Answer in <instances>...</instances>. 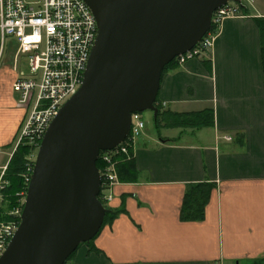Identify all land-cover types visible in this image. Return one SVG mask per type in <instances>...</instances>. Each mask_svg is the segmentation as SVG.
Segmentation results:
<instances>
[{"label": "crops", "instance_id": "0c3cea01", "mask_svg": "<svg viewBox=\"0 0 264 264\" xmlns=\"http://www.w3.org/2000/svg\"><path fill=\"white\" fill-rule=\"evenodd\" d=\"M244 2V1H243ZM6 44V42H5ZM0 41V153L26 116L13 83L20 59ZM11 47V46H10ZM160 125L133 144L135 182H118L115 211L67 264H253L264 255V0L224 21L214 48L163 74ZM208 110L213 122L204 123ZM4 166V165H0ZM194 186L203 219H184Z\"/></svg>", "mask_w": 264, "mask_h": 264}, {"label": "water", "instance_id": "95a60500", "mask_svg": "<svg viewBox=\"0 0 264 264\" xmlns=\"http://www.w3.org/2000/svg\"><path fill=\"white\" fill-rule=\"evenodd\" d=\"M99 35L79 90L50 124L35 162L21 224L0 264H67L101 231L100 153L129 136L132 116L157 105L163 72L242 0H84Z\"/></svg>", "mask_w": 264, "mask_h": 264}, {"label": "built area", "instance_id": "2783aa9c", "mask_svg": "<svg viewBox=\"0 0 264 264\" xmlns=\"http://www.w3.org/2000/svg\"><path fill=\"white\" fill-rule=\"evenodd\" d=\"M241 10V5L233 1L216 10L210 31L191 51L176 58L179 65L211 51L224 21L241 16ZM98 35L97 19L84 0H0L1 44H5L7 38H12L16 43V63L22 56L28 60L27 71L18 69L13 89L26 109L17 145L22 144L30 149L23 174L26 190L17 194L21 196L19 205L9 213L11 218H16L7 222L0 220V258L21 224L44 136L60 109L81 87ZM145 128L142 113L133 114L127 139L117 148L100 153L99 159L106 164L105 170H100L102 183L99 198L104 204L108 203L106 193H110L119 182L115 158L128 154ZM6 171L7 166L0 167V190L7 184ZM109 199L111 201L112 197Z\"/></svg>", "mask_w": 264, "mask_h": 264}, {"label": "trees", "instance_id": "16d2710c", "mask_svg": "<svg viewBox=\"0 0 264 264\" xmlns=\"http://www.w3.org/2000/svg\"><path fill=\"white\" fill-rule=\"evenodd\" d=\"M241 9L244 10V5L241 6ZM171 66H179L178 60L175 59L169 65H167L163 74ZM161 114L162 113L159 109V114L157 117H155L158 126L160 125L159 117ZM203 121L204 123L202 125H209L213 122V112L211 110H208V113H206ZM29 154V147L24 145L20 146L19 149L12 156L10 164L8 165L5 178L9 181V184L1 190V193L4 195L5 198L2 206L0 207V209L2 210V215L0 214V217L3 220H9L11 218L9 214L5 213L19 205L20 196H18L17 194L26 190L25 179L23 174L26 171L27 157ZM115 162L118 180L120 182H135L138 179V166L137 161L135 159L133 147H130L128 154H122L120 156H117L115 158ZM97 166L103 172L105 170L106 164L100 158L97 162ZM207 195L208 194L205 187L194 186L184 199L182 218L195 220L203 219ZM108 208L110 207L108 206ZM110 210L111 211L108 212L106 215L104 224L106 223L107 218L109 216H113V214L115 213L113 209L110 208ZM75 253L69 258V260L75 255ZM254 264H264V262H255Z\"/></svg>", "mask_w": 264, "mask_h": 264}, {"label": "rangeland", "instance_id": "374dc122", "mask_svg": "<svg viewBox=\"0 0 264 264\" xmlns=\"http://www.w3.org/2000/svg\"><path fill=\"white\" fill-rule=\"evenodd\" d=\"M244 2H246V0H244ZM243 2V3H244ZM241 13H242V10H241ZM11 40H13L12 38H7V40H6V44H5V50H4V58H3V61H2V63H1V65L5 62V60H6V58H7V56L10 54V53H14V49H13V46L11 45ZM11 46V47H10ZM20 64H21V67H20V69L21 70H25V71H27V66H28V60L25 58V56H22L21 58H20ZM20 98V96H19V94H16V99L18 100ZM157 105H158V101H157ZM25 108V107H24ZM30 109H31V106H30V108L28 109V112L30 111ZM27 112V113H28ZM142 115H143V117H144V120L146 121V128H147V125H148V128L150 129V131L151 132H155V130H154V127H153V118H154V114H153V112H151V111H146V112H143L142 113ZM22 127H23V125H22ZM22 127H21V129H22ZM20 136H21V130H20V132H19V134H18V137H17V139H16V141H15V144H14V147L13 148H11L10 150H9V152H8V155H5V153H0V165H4V166H7V169H8V165L10 164V161H11V158H12V156L14 155V153L19 149V147L20 146H22V144H20V145H17L18 144V142H19V138H20ZM28 157H30V154L28 155ZM0 167H2V166H0ZM6 179V178H5ZM7 180V179H6ZM8 184H9V181L7 180V184H6V186H8ZM116 185V184H115ZM108 196H107V205H109L110 203H111V201H110V199H109V197L111 196L112 197V199H113V196H112V194H111V192L110 193H106ZM20 198H21V196H20ZM4 195L1 193V190H0V207L2 206V204H3V202H4ZM14 209V208H13ZM12 209V210H13ZM12 210H10V211H8V212H6L5 214H9ZM1 209H0V214H1ZM2 215V214H1ZM14 218H16L15 216H12V218H10L9 220H3L1 217H0V220H2V221H11V220H13ZM83 246V245H82ZM255 262H257V263H259V262H264V255L259 259V260H257V261H255ZM254 262V263H255ZM253 263V264H254ZM244 264H246V263H244Z\"/></svg>", "mask_w": 264, "mask_h": 264}, {"label": "bare ground", "instance_id": "6f19581e", "mask_svg": "<svg viewBox=\"0 0 264 264\" xmlns=\"http://www.w3.org/2000/svg\"><path fill=\"white\" fill-rule=\"evenodd\" d=\"M100 233V232H99ZM96 238V237H95Z\"/></svg>", "mask_w": 264, "mask_h": 264}]
</instances>
